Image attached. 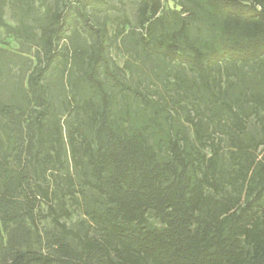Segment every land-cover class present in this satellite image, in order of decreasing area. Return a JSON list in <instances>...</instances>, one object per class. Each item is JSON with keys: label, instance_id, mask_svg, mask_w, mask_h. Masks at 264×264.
Listing matches in <instances>:
<instances>
[{"label": "trees", "instance_id": "1", "mask_svg": "<svg viewBox=\"0 0 264 264\" xmlns=\"http://www.w3.org/2000/svg\"><path fill=\"white\" fill-rule=\"evenodd\" d=\"M8 1L27 56L0 52L1 257L264 264V0Z\"/></svg>", "mask_w": 264, "mask_h": 264}, {"label": "rangeland", "instance_id": "2", "mask_svg": "<svg viewBox=\"0 0 264 264\" xmlns=\"http://www.w3.org/2000/svg\"><path fill=\"white\" fill-rule=\"evenodd\" d=\"M165 3L167 6H173L174 2L173 0H165ZM4 9H5V20L10 24V25H16L17 21L16 19L13 18L12 14V9L11 5L8 0H6V3L4 4ZM110 12L114 15H126L134 24L136 21V13H137V4L127 1L124 6H121V4L117 1L114 3V7L110 9ZM110 32L114 33L115 28L117 25V22H108ZM0 52H3L6 57L8 58H13L15 61H20L19 57L21 56L22 53H20L19 49V41L14 37L11 36L7 33L6 28L0 27ZM24 56H27L26 53L22 54ZM112 55L120 66L124 65L128 58V54L124 53L120 48H118L117 43L114 44L112 48ZM30 57L32 55L30 54ZM20 63V62H18ZM20 67V64H17L16 67H14L15 72H18V68ZM259 66L256 65H251L244 67L242 69V72L244 73L245 79H250L251 77L253 78L255 75H257ZM255 78V77H254ZM232 79L236 80V77H232ZM264 111L261 110V114H263ZM187 132L189 137L192 140H195V133L193 130V127L190 124H187ZM261 133V127L260 123H258L257 118L253 115L251 116L248 124V136H255L258 137L260 136ZM225 145V150L229 149V144L228 142H224ZM207 153L210 154V149H206ZM262 154L264 153V149L261 152ZM44 209V212L47 211L46 205L42 206ZM63 220L68 224V226L73 227V228H78L80 226V223L82 221L88 220V218L80 211L76 210L71 217L69 218H63ZM40 228L42 231H45L46 229H50L52 227V223L49 218L46 219H41L39 221ZM23 251L26 250H31V251H37L41 252L44 251L46 252L47 249L44 248L43 246L35 243L31 247H23ZM0 264H12L11 263V258H9L7 261L3 259L0 255Z\"/></svg>", "mask_w": 264, "mask_h": 264}]
</instances>
